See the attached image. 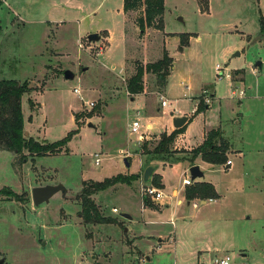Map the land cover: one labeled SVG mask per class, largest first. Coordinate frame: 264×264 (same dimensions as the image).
Segmentation results:
<instances>
[{
    "label": "rangeland",
    "instance_id": "obj_1",
    "mask_svg": "<svg viewBox=\"0 0 264 264\" xmlns=\"http://www.w3.org/2000/svg\"><path fill=\"white\" fill-rule=\"evenodd\" d=\"M163 2L162 30L139 40L132 24L136 13L124 16L122 0H0V80L27 82L30 88L21 101L27 137L49 144L78 130L67 143V154L34 160L26 156L20 164V156L0 151V189L22 195L19 201L0 195L4 264H72L74 253H82L85 264H93L92 256L99 264H121L126 235L150 236L139 240L140 250L160 244L157 259L143 264H211L226 257L229 264H264V151L254 155L264 149V40L258 39L264 0H208L205 11L196 0ZM171 33L189 34L183 51ZM89 34L99 40L89 42ZM163 50L173 59L166 91L155 75H146L145 91L154 96L131 101L124 86L134 62L157 61ZM257 62L260 68H255ZM235 70L238 81H231L228 73ZM65 71L73 77L64 78ZM195 98L200 111L192 112L188 136L197 133L196 118L208 127L220 125L245 160L232 156L231 168L205 169V181L222 197L194 209L191 203L176 204L182 194L172 195L182 191L183 178L190 179L181 161L190 159L188 148L179 147L171 157L157 159L176 161L160 165L164 186L151 185L163 196L149 198L155 209L144 207V166L139 168L138 159L144 165L155 158L137 156L136 143L144 141L138 134L147 132L148 122L154 133L163 132L170 113L190 114ZM163 99L165 108L160 106ZM133 121L139 123L137 134L130 132ZM127 153L135 168L123 162ZM127 173L139 178L130 186L116 185L91 196L98 214L116 223H81L82 207L75 197L82 184ZM58 184L66 189L65 196L59 192L47 203L33 204V187ZM88 231L93 238L86 237ZM231 239L235 246L228 249ZM198 241L199 249L208 251L200 256L194 250Z\"/></svg>",
    "mask_w": 264,
    "mask_h": 264
},
{
    "label": "trees",
    "instance_id": "obj_2",
    "mask_svg": "<svg viewBox=\"0 0 264 264\" xmlns=\"http://www.w3.org/2000/svg\"><path fill=\"white\" fill-rule=\"evenodd\" d=\"M198 1L202 11L207 9L208 0ZM123 13H136L133 18L134 26L138 29V38L144 36L148 30L163 28V0H122ZM260 34H264V16L259 15ZM178 51H182L188 45L189 34H179ZM163 57L153 63H134V73L125 83V90L132 96L142 94L144 91L143 77L146 75H155L157 85L163 88L166 84V79L169 76V71L172 66L173 59L163 50ZM30 92L27 82L19 83L16 80H0V151L15 153L20 156V164L24 163L26 156L34 157L67 154L69 148L67 143L70 138L77 133L78 130H73L67 133L62 140L43 143L38 142L32 137H25L23 112L21 111V101L24 95ZM30 107H34L32 101L29 102ZM197 111H200L197 108ZM75 124L78 127V116L74 118ZM185 127L174 129L172 133H162L155 141H142L140 150L143 155L148 157H162L174 154V140L182 134ZM217 141V142H215ZM228 143L221 139L219 130H211L206 135L202 144L196 148H192L189 161L198 155L202 161L207 163L223 165L227 162L225 152L227 151ZM192 166V165H191ZM138 175L135 174H117L115 176L104 178L102 181H86L82 184V189L75 200L81 203L82 211L81 218L84 224H104L116 223L115 219L103 217L98 214L91 196L95 193L102 192L116 185H132L137 181ZM151 184L155 188H162L161 180L158 175L151 177ZM0 195L14 201H19L20 196L13 193L9 188L0 189ZM185 197L188 202L194 199L209 200L216 198L214 188L211 184L195 183L191 187L185 189ZM144 207L155 209L154 204L149 198L141 196Z\"/></svg>",
    "mask_w": 264,
    "mask_h": 264
},
{
    "label": "crops",
    "instance_id": "obj_3",
    "mask_svg": "<svg viewBox=\"0 0 264 264\" xmlns=\"http://www.w3.org/2000/svg\"><path fill=\"white\" fill-rule=\"evenodd\" d=\"M124 14V13H123ZM124 16H126V14H124ZM133 25H134V23H132ZM152 30H154V31H156V32H158L159 30H156V29H150V30H148L147 31V33L144 35V36H142L141 38H139V40H144L145 39V37L149 34V32H151ZM174 33H171V37L172 38H179V37H176L175 35H173ZM165 35H167V34H165ZM137 37H138V35H137ZM167 37V36H166ZM169 39H171V38H169V37H167L166 38V40H169ZM197 39H199V38H197ZM188 41H189V39H188ZM184 50V49H183ZM182 50V51H183ZM234 56H236V55H234ZM140 62V61H139ZM154 62V61H153ZM153 62H147V63H153ZM135 63V62H134ZM125 64V63H124ZM261 65V64H260ZM216 67H218V66H216ZM257 66H256V64H255V68H256ZM257 68H260V67H257ZM173 69V62H172V66H171V69H170V71H169V76L171 75V70ZM239 70H235L234 72H232V73H228V75H230V77H231V81H238L236 78V73L238 72ZM133 73H134V68H133V71H132V73H131V75H130V77L133 75ZM222 75H223V73H222ZM169 76L167 77V79H166V84H165V86L163 87V89L165 90L166 89V86H167V83H168V78H169ZM236 77V78H235ZM144 78V77H143ZM144 84V83H143ZM124 88H125V86H124ZM124 91L126 92V94H127V96L130 98V100L131 101H133L134 99H136L137 98V96H154V94H149L148 95V93L145 91V88L143 89V93L142 94H137L136 96H132V95H130L125 89H124ZM166 91V90H165ZM194 99V98H193ZM214 99H217L215 96L213 97V100ZM198 99L197 98H195V100H191V102L193 103V108H192V111L190 112V114L189 113H186V112H184V111H178V114L177 115H173L172 116V114L170 113V115H171V117H170V119H169V122H168V125H167V127L165 128V130L163 131V132H153V130H154V126L151 124V123H146L145 124V127H146V130H147V132H142L141 133V135H142V138L143 139H141V140H144V141H148V140H151V141H155L156 139H158L159 138V136L162 134V133H166L167 135L168 134H170V133H172L173 132V130L174 129H178V128H175L174 126H172V121H173V118H175V117H183V116H185V117H187V119H188V121L186 122V124H185V130H184V132L182 133V134H179L176 138H175V140H174V142H173V144H174V149L175 150H179V147L181 148V147H183V149L184 148H188L187 149V151L186 152H190L191 151V149L192 148H196V147H198V146H200L201 144H202V142H203V140H204V138H205V135L209 132V131H211V130H219L220 131V133H221V139L224 141V142H226V143H228V154L225 156L226 157V160L227 161H231V164L230 165H228L227 164V162L225 163V164H223V165H216V164H209V163H207V162H205V161H202V159H201V156L200 155H198V156H196V157H194L193 158V160L195 161V163H191V161H189V160H181L183 163H185L186 165H187V168H191L193 165H196V166H198L199 167V170L201 171V173H202V177L201 178H196L195 180H193V182H192V185L193 184H195V183H206V184H211L212 186H213V184L210 182H208V181H205V178H204V172H205V169H207V168H210V167H213V166H217V167H225L226 169H228V168H231L232 166H234V162H233V160H231L230 158L232 157V156H234L235 158H238L239 160H241L242 162L245 160L244 159V155L243 154H241V152L240 151H238V150H235L234 149V145L227 139V137L225 136V132L222 130V128H221V126L219 125V126H215V127H212V126H206V125H202L201 124V122L199 121V120H197V118L193 121V123L194 122H197L198 124H197V133H196V135H193V136H191V137H189L188 136V128H189V124L191 123V121L195 118L193 115H192V112L196 109V108H198L197 107V101ZM167 106V105H166ZM165 106V107H166ZM164 107V108H165ZM208 108H209V106H208ZM205 110H207V109H205ZM204 110V111H205ZM204 111H203V113H204ZM196 114V113H195ZM197 120V121H196ZM236 120V119H235ZM259 123H261V124H263L261 121H259ZM236 124H239V123H236ZM141 143V142H140ZM136 145H137V151L139 150V152L137 153V156H145V157H148V156H146V155H143L142 153H141V150H140V146H138V144L136 143ZM135 149V150H136ZM134 150V151H135ZM263 151H264V149H257L256 150V152H255V154L254 155H260V154H262L263 153ZM129 153H127L126 155H124L123 157H124V159H127L128 157H129V155H128ZM172 155H170V156H167V157H171ZM190 156V155H189ZM160 157V156H159ZM159 157H154L155 158V160H153V161H151V159H149V163H147V164H144V165H142L143 164V162H144V160H143V162H141V160H142V158L141 159H138V162L140 163V165H139V168H140V166L142 167V166H144L143 167V171H144V169L146 168V167H148V166H152V167H155V172L153 173L154 175H158L159 177H160V180H161V184H162V187L164 186L163 185V179H162V177H161V175L157 172L158 171V168L160 167V165H163V166H166V165H170L171 163H174V161H176V160H174L173 162H171V163H166V162H162V161H158L157 159L159 158ZM164 157V156H163ZM170 160H173V159H170ZM127 161V160H126ZM178 161H180V160H178ZM127 163H129V162H127ZM131 163V164H130ZM129 163V166H130V168H132L133 166H134V168L136 167V163L133 161V162H130ZM145 163V162H144ZM192 165V166H191ZM242 165H243V163H242ZM128 166V167H129ZM189 169H188V171H189ZM143 173V172H142ZM127 174H130V173H127ZM133 174H136V173H133ZM141 177H142V174H141ZM185 178H183V180H184ZM151 180V179H150ZM183 180H182V185H183V188H182V191L180 190L179 191V189L178 190H175V191H173L172 192V195L173 196H175L176 194H182V198H178L177 199V201H176V204L177 205H183L184 203H186L187 204V206H189L190 205V203H191V205H192V208H194V209H197V207H198V205H206L208 202H209V200H211V199H209V200H200V199H194L192 202H188L187 200H186V197H185V189L186 188H188V187H191V186H184V184H183ZM143 181V180H142ZM136 182V181H135ZM151 184V183H150ZM213 188H214V186H213ZM214 191H215V194H216V198H213L212 199V201H217V200H220V198L222 197V196H220L218 193H217V191H216V189L214 188ZM216 199V200H215ZM194 202H197V206L196 207H194L193 206V203ZM144 206V205H143ZM159 209H160V207H159ZM159 211V210H158ZM78 218L80 219V221H81V223H83V219L81 218V216L80 215H78ZM129 218V217H128ZM63 220L64 221H66L67 219H65L64 217H63ZM117 221V220H116ZM94 225H99V224H94ZM127 232V231H126ZM196 232H197V239H199V232H198V225H197V230H196ZM93 236L94 235H92V232H87L86 233V237H90V238H93ZM147 238H150V236H146ZM145 236H142V235H140V236H134V235H131V237H129L128 235H126V237H124L123 238V240H122V244H124V256H123V261L121 262V264H134L133 263V258L132 257H136L137 258V260H138V262H137V264H143V263H145V262H153L154 260H156L157 259V257L158 256H156L157 255V252L160 250V244H158L157 246H153V248L151 249V250H148V248H146L145 250H143L142 248H141V250H140V248L137 246V243L139 242V240H141V239H143V238H146ZM168 240L170 241V243H172L173 241L172 240H170V238H168ZM157 242H162V237H159L158 238V240H157ZM235 242H234V240H229L228 242H227V244H226V248H228V249H230V248H232V247H234L235 246V244H234ZM44 245H46V243H44ZM174 247H176L175 246V244H174ZM219 247V246H218ZM207 248H209V247H207ZM174 249V248H173ZM198 254H199V256H200V254H203V253H205V252H208V251H206V250H204V248H202V249H199V241L197 242V245H196V247H195V249H194ZM215 250H216V248H215ZM174 251H175V249H174ZM241 252H243L242 250H240ZM175 253H176V251H175ZM174 255H176V254H174ZM84 255L82 254V253H79V254H73L72 256H71V263L72 264H85V263H83V262H85L86 260L84 259V257H83ZM240 256H242V257H245L246 255L245 254H241ZM105 257H108V255L107 254H105ZM156 257V258H155ZM91 263H93V264H99V262L97 261V259H96V257L95 256H92V258H91ZM3 264H4V261H3Z\"/></svg>",
    "mask_w": 264,
    "mask_h": 264
},
{
    "label": "water",
    "instance_id": "obj_4",
    "mask_svg": "<svg viewBox=\"0 0 264 264\" xmlns=\"http://www.w3.org/2000/svg\"><path fill=\"white\" fill-rule=\"evenodd\" d=\"M261 38L264 40V34H259L258 39L260 40ZM86 39H88L89 42H97L99 40L97 34H89ZM235 55L238 56L239 54H235ZM260 64L261 62H257L256 66L260 67ZM63 75L65 76L64 78L73 77V75H71L69 71H65ZM187 121L188 119L185 116L175 117L173 118L172 126H174L175 128H182L185 126ZM25 136L27 137V133H25ZM123 162L126 164L127 167L129 166V163H127L126 159H124ZM155 170H156L155 167H152V166H148L144 169L142 173V177H141V180H143V183L145 184L151 183L150 179L153 173L155 172ZM189 175H190L191 180H195L196 178L202 177V173L199 170V167L196 165H193L189 169ZM59 192L62 193L64 196L66 194V189L61 184L50 185V186L48 185L47 186H36L32 188L31 201L33 202L34 205H40L43 203H47L49 202V199L51 196ZM0 264H3V260L0 261Z\"/></svg>",
    "mask_w": 264,
    "mask_h": 264
},
{
    "label": "built area",
    "instance_id": "obj_5",
    "mask_svg": "<svg viewBox=\"0 0 264 264\" xmlns=\"http://www.w3.org/2000/svg\"><path fill=\"white\" fill-rule=\"evenodd\" d=\"M101 50V49H100ZM217 70H218V67H216ZM73 92L76 93V94H80L79 91L77 89H73ZM92 105V104H90ZM167 105V102H166V99H163L160 101V106L161 107H165ZM130 132L133 133V134H137L140 127H139V123L138 121H133L131 123V126H130ZM142 139V135L141 133L138 134V140H141ZM94 164L96 165H99L100 164V159L98 158L97 155H95V161H94ZM227 164L230 165L231 164V161H227ZM192 182L193 180H190V179H184L183 180V184L184 186H191L192 185ZM142 196L144 197H148V198H151L152 201H157V200H160L163 196L162 192L158 189H155L151 184H146L143 188H142ZM211 200H209V202H211ZM193 206L196 207L197 206V202H194L193 203ZM117 210L116 209H112V212H116ZM211 264H229V258L226 257L225 259H218V258H214L212 259L211 261Z\"/></svg>",
    "mask_w": 264,
    "mask_h": 264
}]
</instances>
